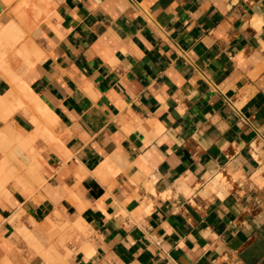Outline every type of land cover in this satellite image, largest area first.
I'll use <instances>...</instances> for the list:
<instances>
[{"label":"crops","instance_id":"1","mask_svg":"<svg viewBox=\"0 0 264 264\" xmlns=\"http://www.w3.org/2000/svg\"><path fill=\"white\" fill-rule=\"evenodd\" d=\"M23 1L0 55L47 116L3 110L41 182L0 199V264H264V0Z\"/></svg>","mask_w":264,"mask_h":264},{"label":"bare ground","instance_id":"2","mask_svg":"<svg viewBox=\"0 0 264 264\" xmlns=\"http://www.w3.org/2000/svg\"><path fill=\"white\" fill-rule=\"evenodd\" d=\"M39 14V13H38ZM37 19V18H36ZM38 20V19H37ZM5 28V27H4ZM19 27H16V25L13 23H11V25L9 26V32L6 34V38L4 39H0V46H2L1 44H3V42L6 43L7 46H10L12 48H14V46L17 45V43H19V38H23L22 36H19V33L17 32V29ZM20 29V28H19ZM18 29V30H19ZM8 31V30H7ZM20 31V30H19ZM21 32V31H20ZM21 34L23 35V32H21ZM21 41V40H20ZM20 46V45H19ZM28 46V45H27ZM3 48V47H2ZM1 48V49H2ZM21 48V47H20ZM19 48V49H20ZM9 49V48H8ZM17 48V53L19 55V58L21 57L24 61L27 62V64H29V57H28V51L26 52V49L23 51L22 48L19 50ZM14 51V53H15ZM7 52V51H6ZM5 52V53H6ZM4 53V52H3ZM31 53V52H30ZM16 54V53H15ZM6 56V55H5ZM3 57L4 55H0V70L1 73L4 74V77L9 81V83H12V86H15V90H17L20 94V96L22 97V99H20L19 97H15L14 94L13 96H11L12 100V104L9 105L10 109L8 108V101L10 100L8 97H6L8 100L4 99L5 102L7 101V103L4 102L3 99L0 98V108H5V109H1L2 111L0 112V120L5 121L6 119H8L10 117V113L13 114L14 110L22 108V104L20 102V100H24L23 102L25 103V99L27 100L26 102H31L34 104V109L38 112L41 113L42 116H47V114H44L43 112H41V108H40V104L39 102H37L36 98L32 96V94L30 92H27V89L25 88V86L22 84L24 83L23 81H21L20 76L11 71L7 65L4 64L3 62ZM31 65V64H29ZM3 76V75H2ZM11 86V87H12ZM16 91V92H17ZM30 93V94H28ZM10 94V93H9ZM23 95V96H22ZM25 96V99L23 98ZM19 99V100H18ZM11 103V101H9ZM22 106V107H20ZM25 107V106H24ZM23 109V108H22ZM32 109V108H31ZM3 110H9L7 111V113H4ZM2 113V114H1ZM7 114V115H6ZM9 115V117H8ZM37 117V116H36ZM38 118V117H37ZM36 118H34L32 120V123L36 124ZM49 119V118H48ZM38 120V119H37ZM31 121V120H30ZM50 121V120H49ZM6 122V121H5ZM38 125V124H37ZM36 125V126H37ZM37 128H39L37 126ZM41 132V131H40ZM38 133V132H37ZM38 135V134H37ZM40 136V135H39ZM36 137V135L34 136V138ZM32 136L30 137H23L21 135H19L13 128H11L8 124L4 127V129L1 130L0 132V197L3 198V200H5L6 202H8V204L10 203L11 199H12V193L15 191H19V190H25V191H32V189L34 188L35 185L40 184V176H38V171H37V166H35L36 161L34 160V157L29 156L28 154L30 153L31 150H29L30 145L32 144ZM33 138V139H34ZM15 148L20 149L21 151H23L24 155L20 158H18V153L15 152ZM32 152V151H31ZM22 153V154H23ZM21 154V155H22ZM33 154V153H32ZM31 154V155H32ZM20 155V156H21ZM35 156V154H34ZM22 158V160H21ZM29 158V160H31L32 162L30 163V161L27 159ZM18 159H20L21 161H19ZM35 163V164H33ZM22 164L25 167H22ZM28 166H27V165ZM30 164V165H29ZM22 169L23 173L25 171L24 175H21L19 173H21ZM26 169V170H24ZM20 170V172L18 173V171ZM220 177V176H219ZM222 180V178H221ZM225 181V180H223ZM221 182V181H220ZM41 186V185H40ZM31 194V193H30ZM14 195V194H13ZM13 202V201H12ZM14 218V217H13ZM16 218V217H15ZM12 219V218H11ZM13 221V220H12ZM14 222V221H13ZM23 227V226H22ZM57 227V226H56ZM59 227V226H58ZM19 228V227H18ZM15 231V230H14ZM31 231V230H30ZM28 229L26 228H21L19 230V235L23 236V238L26 240V242L28 243L29 246H31L33 248V250L35 249L37 251V253H40L41 256L43 255V257H45V255L47 256V253H49V250H44V248L42 249V245H40L42 242L36 240V238L33 236V234L30 232ZM17 233V232H16ZM18 234V233H17ZM14 235V234H13ZM17 236V235H16ZM22 238V237H21ZM38 241V242H37ZM54 244V243H53ZM27 246V245H26ZM34 250V251H35ZM35 251V252H36ZM52 251V252H51ZM55 251V248L51 249L50 248V252L53 253ZM56 252V251H55ZM54 252V253H55ZM36 253V254H37ZM53 253V254H54ZM45 254V255H44ZM56 255V254H55ZM49 257V258H48ZM53 258V256L49 255L47 256V258L49 259L48 261H50L51 258ZM47 258L45 257L44 259L47 260ZM53 259H57V255L55 256V258ZM59 260V259H58ZM8 261V260H7ZM7 261L5 263H7ZM53 263V261L51 262ZM9 264V263H8Z\"/></svg>","mask_w":264,"mask_h":264},{"label":"rangeland","instance_id":"3","mask_svg":"<svg viewBox=\"0 0 264 264\" xmlns=\"http://www.w3.org/2000/svg\"><path fill=\"white\" fill-rule=\"evenodd\" d=\"M36 0H25V1H23L24 2V4L22 5V7H23V12H21V14H19L18 15V18L17 19H20L19 17H23V16H25V14L27 15H29V16H27V20H29V18H30V15H32V14H34L35 15V17L37 18V19H39L40 17H42V16H47L48 14H49V12H50V10H49V8H48V6L46 5V3H45V1L44 0H39V2H38V4H40L41 3V6H38V4L35 2ZM39 13V14H38ZM17 27V26H16ZM17 29V32L19 33V36H22V37H24V33H23V35L21 34V30L19 29V28H16ZM21 31H19V30ZM20 40H22V38L20 37L19 38V41L18 42H20ZM19 43H17V45H18ZM15 47V46H14ZM17 57L19 58V55H17ZM20 59H22L21 57H20ZM20 107H22V106H20ZM20 109H22V108H20ZM17 110H19V109H17ZM16 109L14 110V111H17ZM2 129H4V128H2ZM2 129H0V132H1V130ZM19 151V153H18V151ZM15 152L16 153H18L17 155H18V158H20V157H22L23 155H24V153H23V151H21L20 149H17V148H15ZM23 153V154H22ZM22 154V155H21ZM21 155V156H20ZM19 161H21L22 160V158H21V160L20 159H18ZM23 167H25L26 168V166H24L23 164H22V167L21 168H23ZM20 170H21V173H19L20 172ZM19 171H18V173L19 174H21V175H24L25 174V171H24V173L22 172L23 170L22 169H20ZM24 170H26V169H24ZM29 192H31V191H29ZM0 199L2 200V202L3 201H5V200H3V198L2 197H0ZM6 202V201H5Z\"/></svg>","mask_w":264,"mask_h":264}]
</instances>
